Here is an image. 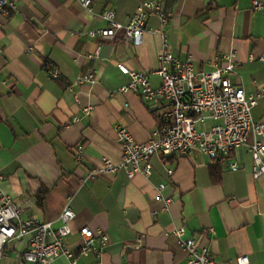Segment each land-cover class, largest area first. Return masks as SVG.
I'll list each match as a JSON object with an SVG mask.
<instances>
[{"label": "crops", "instance_id": "1", "mask_svg": "<svg viewBox=\"0 0 264 264\" xmlns=\"http://www.w3.org/2000/svg\"><path fill=\"white\" fill-rule=\"evenodd\" d=\"M11 1L7 15L0 10V184L21 208L20 216L50 221L56 228L68 199L75 216L64 241L76 264H187L172 233L180 226L207 246L217 264H235L240 255L264 264V175L253 178L247 145L214 160L196 148L182 157L155 154L149 175L128 178L116 171L90 177L103 157L118 159L117 125L126 126L139 142L158 128L160 106L142 101L135 91L120 92L129 77L118 65L148 71L151 85L158 86L154 70L161 39L146 32L139 45H132L120 35L87 34L107 25L105 10L125 23L142 0H91L89 7L76 0ZM164 4L171 12L164 26L169 48L179 59L190 55L196 68L211 71L214 55L232 53L236 71L231 81L246 93L264 86L259 59L264 55V8L251 10V0ZM147 24L159 26L154 16ZM96 49L97 59L90 56ZM52 68L59 70L57 78L47 73ZM92 68L96 81L74 84ZM253 116L264 121V95ZM79 143L84 148L76 161ZM232 162L237 169L230 168ZM160 183L165 187L159 189ZM165 199L170 200L166 210ZM81 226L109 235L101 253L79 248ZM8 244L2 263L9 255L15 264L23 245ZM54 264L70 260L59 256Z\"/></svg>", "mask_w": 264, "mask_h": 264}, {"label": "built area", "instance_id": "2", "mask_svg": "<svg viewBox=\"0 0 264 264\" xmlns=\"http://www.w3.org/2000/svg\"><path fill=\"white\" fill-rule=\"evenodd\" d=\"M76 1L85 7L91 3V0ZM12 7L11 0H0L2 13L7 15ZM250 8H264V0H251ZM102 16L107 25L89 30V36L114 39L120 35L122 40L132 45H139L146 32L161 39L158 65L154 70L160 77L158 86L151 85L146 70L129 69L124 65H118V68L129 77V81L119 89L120 92L135 91L142 101L156 102L161 108L163 126L158 127L149 139L139 142L126 126L117 125L114 132L120 150L118 159L103 157L101 167L92 169L90 177L116 171H124L128 178L136 174L149 175L152 169L150 156L155 154L182 157L196 148L214 160L228 157L242 145H247L253 161V178L264 175V121L253 116V108L264 95V86H259L255 92L246 93L242 85L231 81L229 75L236 71L232 53L214 55V69L211 71L196 68L190 55L184 60L179 59L170 50L164 29L171 17L164 0L140 1L125 23L117 21L111 9L105 10ZM151 16L156 17L159 26L147 24ZM90 56L97 59L99 50L96 49ZM259 59L264 61V55ZM47 73L53 79L59 76L57 68L49 69ZM96 78L97 70L92 68L79 76L74 84L93 83ZM3 82L0 79V83ZM89 108H84L83 112L89 113ZM77 120L78 116H74L73 121ZM74 147V158L80 161L84 146L79 143ZM237 166V163L232 162L230 168L235 170ZM171 169L165 170L171 174ZM3 177L0 172V182ZM163 187L164 183L158 186L159 189ZM67 200L59 213L61 224L54 228L50 221L20 216L21 208L3 191L0 184V264H3L4 250L9 242L23 245L15 264H54L59 256L69 259L70 264H76L73 252L64 241L71 232L69 222L75 216ZM169 201L165 199L163 209L166 210ZM172 233L177 245L187 255V264H217L206 245H200L193 236L186 235L184 226L174 228ZM79 236V248L82 251L95 249L99 254L109 244L106 232H98L88 226L80 227ZM140 240L135 246L139 245ZM235 264L252 262L248 255H240L236 257Z\"/></svg>", "mask_w": 264, "mask_h": 264}, {"label": "rangeland", "instance_id": "3", "mask_svg": "<svg viewBox=\"0 0 264 264\" xmlns=\"http://www.w3.org/2000/svg\"><path fill=\"white\" fill-rule=\"evenodd\" d=\"M7 249H9L11 252L13 251L11 243L7 245ZM12 261H13L12 257H9L8 255L7 258L4 260V264H11Z\"/></svg>", "mask_w": 264, "mask_h": 264}, {"label": "trees", "instance_id": "4", "mask_svg": "<svg viewBox=\"0 0 264 264\" xmlns=\"http://www.w3.org/2000/svg\"><path fill=\"white\" fill-rule=\"evenodd\" d=\"M157 120H158V127H162L163 126V119L160 116H157Z\"/></svg>", "mask_w": 264, "mask_h": 264}]
</instances>
